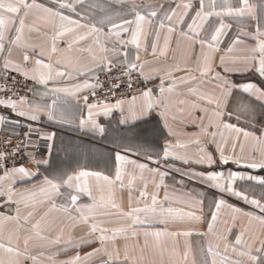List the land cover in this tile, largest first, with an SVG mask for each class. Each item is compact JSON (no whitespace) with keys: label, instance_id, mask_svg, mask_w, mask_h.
Here are the masks:
<instances>
[{"label":"crops","instance_id":"1","mask_svg":"<svg viewBox=\"0 0 264 264\" xmlns=\"http://www.w3.org/2000/svg\"><path fill=\"white\" fill-rule=\"evenodd\" d=\"M36 2L60 11L86 27L57 36L65 27L74 26L62 23L58 17L33 10L25 18L22 44L10 43L20 26L18 18L10 23L3 41L0 68L4 67L6 60H11L27 71L29 78L37 76L33 79L37 86L28 103L13 100L18 111H32V106L37 103L51 104L58 95V105L66 122L48 121L44 113L40 114L38 121L17 114L16 120L7 126L9 131L30 126L39 129L41 136L54 135L51 140L46 139L50 148L39 159L8 169L0 168V177H4L0 180V243L24 253L16 256L0 249V259L5 264H64L79 256L77 264H105L111 255V264H125L127 255V264H212L213 259L216 264H234L236 261L252 264L250 254L260 256L258 264H264V253L256 251L264 241V223L261 221L264 211L235 195L221 192L199 175L222 172L227 178L229 173H236L238 178L232 182L234 190L242 191L249 200L255 199L264 205V184L259 183L264 179V167L248 166L253 162H264V143L256 139L264 137V101L238 88L233 89L231 96H226L219 86L221 80L214 78L219 73L236 85L252 82L264 89V77L252 67L253 64L259 66L258 59L251 60L254 55L259 57V53H253L251 49L256 47L257 40H264V36L253 38L257 27L264 32V0H249L255 8V19L248 14L243 18L225 17L224 23L231 27L225 29L216 50L211 52L206 45L203 48L199 44L194 45L180 35L188 30V24L199 9V0ZM60 3L72 4L73 8H60ZM185 3L191 5L187 15L184 14ZM134 6L144 15L153 10L157 12V16L151 18L152 23L144 27L139 38V50L134 44L122 46L118 43V40H131L134 24L126 25L129 31L122 32L119 38L109 35L113 24L134 20ZM234 6H239L235 0ZM171 9L176 10L171 21L175 31L168 33L167 26L159 28V22ZM168 23L165 21L166 25ZM218 23L217 18H210L199 39L208 38L209 25L218 26ZM93 25L101 31L92 33ZM53 37H56L55 41ZM97 37L99 44L95 42ZM237 38L240 43L233 44ZM53 43L57 49L55 52ZM153 44L156 45L154 53ZM230 46L233 50L228 52ZM102 47L108 51H102ZM125 52L129 62L144 65L141 77L147 82V87L120 100L119 107L115 106L117 102L95 104L89 117V109L82 107L81 97L93 89L94 75L101 70L98 67L101 58L107 56L113 60V65L103 66V69H108L115 64H124ZM25 54L29 56L27 62L23 59ZM137 55L138 61L135 59ZM205 56H209L207 71ZM221 57L224 58L223 64ZM37 59L52 66V79L46 85L39 83V76H47L49 69L37 68ZM226 68L229 71H225ZM137 70L140 73V69ZM58 71L65 72V75L57 76ZM16 72L22 74L21 71ZM161 78L165 88L163 95L159 91ZM85 81L93 87L75 92L76 85ZM170 86L173 87L171 93L167 91ZM54 88L68 89V92L54 94L51 92ZM148 89L152 90L153 106L145 111L146 101L142 93ZM73 92L74 95L71 94ZM157 100H162L163 104L155 103ZM217 103L224 113L221 117L214 115ZM133 113L135 119L132 118ZM81 120L85 121L83 126ZM121 120L125 122L121 123ZM92 121L104 132L94 129ZM223 123H231L251 135L245 138L243 132H230L222 127ZM3 126L4 123L0 124V128ZM213 132L217 133L215 137L211 135ZM165 147L169 148L167 157L164 156ZM221 149L225 157H230L226 164L221 162ZM117 153L136 162L122 165L120 181L115 179ZM207 154L215 161L212 165L198 162ZM139 164L147 167L141 170L137 167ZM19 167L27 169L30 175L12 171ZM151 169L158 171L154 173ZM81 171L98 173L99 176L82 177L80 188L75 186V181L72 188L62 185L59 194L44 182L45 177L60 182L62 178ZM159 173H165L163 184ZM105 176L113 183L105 181ZM220 183L226 184L227 180L222 179ZM141 192L145 195L141 196ZM71 195L78 197L74 205ZM153 196L156 197L155 205L152 204ZM221 199L224 203L217 209L216 204ZM64 207L69 211H63ZM132 208L146 211L133 213L132 217L125 215ZM84 217H87L86 221ZM136 217L141 222L129 227ZM93 224L97 231L89 235ZM120 228L127 231L118 234L114 241L107 240L102 244L98 239L100 235L111 237L113 231ZM104 229L108 231H102ZM154 232L164 235H145ZM241 233L243 243L236 245L235 240ZM58 239L59 243L56 242ZM209 245L217 255L208 253ZM95 249L100 251L95 252ZM249 249V254H239L248 253ZM88 253L93 254L88 256Z\"/></svg>","mask_w":264,"mask_h":264},{"label":"snow or ice","instance_id":"2","mask_svg":"<svg viewBox=\"0 0 264 264\" xmlns=\"http://www.w3.org/2000/svg\"><path fill=\"white\" fill-rule=\"evenodd\" d=\"M200 2V6L199 9L196 11L195 16L192 18V22L190 24H188V30L187 31H182L180 33L181 37L184 38L185 40H190L193 42V44H199L202 48L206 45L208 47V49L211 51H215L216 50V44L220 41L221 36L225 33V29H229L231 27V25L229 24H225L224 23V18L225 17H235V18H243L245 16V14H248L250 17H252L253 19H255V8L253 5L249 4V0H235V2H237L239 4V6H234V0H208V4H205V0H199ZM60 8H73L72 4L69 3H60L59 5ZM162 7V6H161ZM179 7V5L177 6ZM191 7L190 4L185 3L184 4V8H185V15H187V10ZM33 10H38V11H42L43 13H47L52 17H58L59 20L63 23V22H67V24L72 25L74 27H65L63 31H60L57 33V36H63L66 32H71L73 31L75 28H83L86 27V25L81 24L79 21L77 20H72L70 19L68 16L63 15L60 11H55L51 8H47L44 7L42 4H39L36 2V0H32L31 3L28 2V0H0V51L3 50L4 48V44L3 41L5 40V36L6 33L9 31V27H10V23L12 21H14L15 19H19V28L16 29L17 35L15 36V38L13 40L10 41V43L12 44H16V45H21L22 44V38H23V30H24V22H25V18L33 12ZM74 10V9H73ZM133 11L135 13V18L134 20H124L122 24H113L112 25V29L109 30V35H114L115 37L119 38L121 36L122 32H128L129 28L126 27V25H135V28L132 29V38L130 41H124V40H118V43L120 45H126L128 43L134 44L137 48V50H139L140 48V43H139V38L141 36V34L144 32V27L146 24H151L152 17H156L157 16V12L155 10L149 12L147 15L141 14L139 11H136L135 6L133 7ZM22 15H17V14H21ZM176 10L175 9H171L170 13H165L164 18L159 22V28L163 29L167 26V30L168 33H172L175 31V26L171 24L172 21V17L175 15ZM5 14H13L12 16H6ZM215 17L217 18V20L219 21L218 26L215 24L209 25V32L210 35L208 38L205 39H199L200 37V33L201 31L205 28V25L208 24L210 18ZM110 19V18H109ZM165 21L169 22L167 25L165 24ZM181 23H183V18H181ZM115 30V31H113ZM90 31L92 33H98L101 30L98 29L95 25H93L90 29ZM260 36H264V32L260 31L259 27H257L256 30V34L253 38H258ZM156 37L157 39L159 38V31L156 32ZM85 37H80V39H84ZM56 37H53V40L55 41ZM96 43H100L99 37H97ZM236 43H240L239 38H237L236 40L233 41V44ZM71 44L68 45L69 48H71ZM52 50L55 52L56 46L55 43H53V48ZM90 50V49H89ZM104 52H107L108 49L106 47H102L101 49ZM152 50L153 53L156 50V45L153 44L152 45ZM233 49L230 46L227 51L231 52ZM113 51H115V49H113ZM251 52L253 53H259V57H256L255 55L251 57V60L255 61L258 59V67L253 64L252 67L255 69V71L259 74V76L264 77V40H257V45L256 47L251 49ZM124 56V60L122 61V63H124L125 65V70H124V75H127L129 77V81L131 80V73L135 70H137L138 68L140 69V75L143 76V64H137L135 62H129L127 60V53H123ZM24 61L27 62L29 60V56L27 54L24 55L23 57ZM137 61L139 60V56L137 55L135 58ZM247 62V60H246ZM209 63V56H205V71H207V66ZM224 63V58L221 57V64ZM35 64L37 66V68L43 67V68H47L49 69L48 75L45 76L43 74H41L39 76V83L41 84H47L48 80L52 79V75H51V65L50 64H44L40 59H37L35 61ZM105 65H113V60L109 59L107 56L102 57L98 67H101V70H103V66ZM9 67H11L13 70L15 71H21L22 74L25 77H28V72L27 71H23L19 65H15L13 64V62L11 60H6L4 63V68L8 69ZM108 71H111V68L109 67L107 69ZM35 71V70H34ZM225 71H229V69H225ZM203 74V73H202ZM57 76H64L65 72H61L58 71L56 72ZM215 79H220L221 80V84L219 85L223 91L224 94L226 96H231L233 89H239L241 90L243 93H247V94H251L252 96H254L257 100H261L264 101V89H261L260 87H258L255 83L252 82H245L239 85H236L234 83H232L231 81L227 80L224 77H221L219 75V73H217L214 77ZM32 79H37L36 75L32 76ZM183 82H187L186 79L183 80ZM164 83L163 78H161V87L159 89L161 95H163V93L165 92V88L162 86ZM119 85H115L114 87H118ZM129 86H131V84L129 83ZM89 87H93V85H90L87 81H85L83 84H79L76 85L75 87V92H79L80 89L82 88H89ZM167 91L169 93L173 92V87L170 86ZM192 91H195V89H192ZM51 92L54 94L57 93H66L68 92V89H64V88H54L51 89ZM75 92L71 93L72 95L75 94ZM47 93H44V95H46ZM152 96V90L148 89L145 90L142 93V97L143 99L146 101V105H145V111L147 109H151L153 106V101L151 99ZM60 99V97L57 95L55 99L52 100L51 104H34L32 106L33 110L32 111H24V110H19L17 112V114L19 116H25L30 120L33 121H38L40 119V114L44 113L47 116V120L48 121H56V122H60V123H64L66 122L64 119V112L61 110V108L58 105V100ZM87 96L84 97V101L85 103H87ZM133 100H135V97H133ZM21 104L24 103H28L27 98L26 97H21L20 101ZM212 101H209V103H211ZM122 103V101H117V104L115 105L116 107H119V105ZM155 103L157 104H163L162 100H157L155 101ZM0 105H4L5 107H9L11 109H13L14 111H16L17 109V105L16 102H14L13 100L9 99H0ZM88 109H89V117H91L92 113H91V109L95 108L96 105L95 104H88L87 105ZM217 111L214 112V115L216 117H221L224 113L222 110H220V105L219 103H217L216 105ZM243 111H247V109H241ZM105 115H107V112H105ZM161 115L164 116V113L161 112ZM229 115H231V113H229ZM59 118V119H58ZM132 118L135 119V114H132ZM5 117L0 115V124L5 122ZM124 120H121V123H124ZM85 123L84 120L80 121L81 126H83ZM92 127L94 129H98L101 133L104 132V129L102 127H100V125L96 124L95 121H92ZM165 127H168L167 123H165ZM222 127L224 129H227L230 132H235L237 134L243 132V135L245 138L249 137L251 135V133L244 131L243 129L236 127L235 125L231 124V123H223ZM32 131L31 127L29 126V133ZM26 135H28L26 133ZM53 135H46V136H42L41 139H47V140H51L53 138ZM211 135L213 137H215L217 135V133L213 132L211 133ZM222 135V133H221ZM259 142L264 143V137H257L256 138ZM50 148V145H49ZM169 148L165 147L164 149V156L167 157L169 155ZM220 156H221V162L222 163H228V160L230 159V157H225L223 154V150H220ZM2 155H0V159H2ZM178 159H183V157H178ZM116 161L118 162V166L116 169V181H120L121 180V175H122V165L123 164H127V163H131V164H136L135 161H131L128 160L124 155H121L120 153L116 154ZM44 163H47V161H43ZM185 162L187 163L188 161L185 160ZM200 163H207L208 165H212L213 163H215V161L213 160L212 156L210 154H207L206 156L201 157L200 161H198ZM238 162V161H237ZM39 163V162H38ZM249 167L252 168H258V167H264V162L261 163H251L250 165H248ZM137 167H139L141 170L145 169L147 166L145 164H139L137 165ZM13 172L19 173L23 176H28L30 175V173L28 172L27 169H25L24 167H19V168H14L12 169ZM152 172H157V169H151ZM8 173H5V176H7ZM89 175H95V176H99L98 173H90L87 171H81L76 175H68L66 179H61L60 182H56L52 179H49L48 177L44 178V182L49 185L51 187V189L53 190V192L55 194H59L60 192V188L62 185L67 186L68 188H72L73 187V182H76V187L80 188V181L82 177H87ZM160 175V183L163 184V178L165 173H159ZM201 179L207 181V182H211V186L215 187L217 189H219L221 192H227L231 195H235L243 200H245L248 203L251 204H255L259 207H261V210L264 211V205H260L259 201L253 199V200H249L248 196L245 195L242 191H236L234 190L233 187V181H235L238 177L236 173H229L228 177L225 178L224 174L222 172H210L207 174L204 173H200L199 174ZM4 177H0V180H2ZM240 179H243V177H239ZM103 179L105 181H107L109 184L113 183L112 181L108 180V177H103ZM222 179H226L227 183H220V181ZM248 179H254L253 177H248ZM259 183L264 184V179L259 180ZM160 185H157V187H159ZM84 190V189H81ZM141 196H144L145 193L141 192L140 193ZM78 197L76 195H71L70 196V200L71 203L74 205L77 201ZM224 203V201L221 199L220 201L217 202L216 204V208L219 209V207ZM152 204L155 205L156 204V197L153 196L152 197ZM113 207H116V205H113ZM63 211L68 212L69 208L68 207H64ZM77 211H79V209H77ZM141 211H146V209H140V208H132L131 211H129L128 213H126L125 215H127L128 217H132L133 213H139ZM234 211L239 212L240 209H234ZM191 215V214H188ZM196 219H199L198 217H195ZM11 219V218H9ZM85 221L87 220V217H84ZM213 221L216 220V216L215 214H213L212 217ZM262 223H264V218H261ZM141 221L139 220L138 217L133 218L132 219V225H130L129 227L134 226L137 223H140ZM212 230V225H209V231ZM97 231V226L95 224H93L91 226L90 229V233L89 235L95 233ZM102 231H108L107 229H104ZM127 231V229L125 228H120V229H116L113 231V234L111 237L109 236H105V235H100L98 237V239L100 240V242L103 244L105 241L107 240H115L116 236L120 233H123ZM133 235H136L135 232L132 233ZM145 235H154L156 237H160L161 235H164V233L161 232H154V233H145ZM184 235H189V233H184ZM242 236L243 233H241L240 236H237L236 240H235V244L236 245H241L243 243L242 240ZM43 239V237H41ZM57 243H59V239L56 241ZM86 242H90V241H86ZM28 241L25 240V244H27ZM0 249H4L5 251H7L8 253H14L16 256H20L23 255L24 253H21L18 249H14L12 247H7L5 244L0 243ZM236 249L233 248V251H235ZM95 252L100 251V249H95ZM208 253L210 255H217V253L214 252L213 248L211 245H209L208 249H207ZM250 249L248 250V253L245 252H240V255H245V254H249L250 253ZM256 251L258 253H264V241H261V247L256 249ZM93 253H88V256H91ZM33 260H35V257H32ZM80 257L77 256L75 257L73 260L70 261H66L64 262V264H77V261H79ZM112 256L109 255V260L105 262V264H111L112 261ZM127 255H125V264H127ZM249 259L252 262V264H258V262L261 260L260 256H256V255H250L249 254ZM0 264H5V261L3 259H0ZM212 264H216L215 259H213ZM234 264H240V262L236 261L234 262Z\"/></svg>","mask_w":264,"mask_h":264},{"label":"built area","instance_id":"3","mask_svg":"<svg viewBox=\"0 0 264 264\" xmlns=\"http://www.w3.org/2000/svg\"><path fill=\"white\" fill-rule=\"evenodd\" d=\"M125 65L115 64L111 71L103 69L94 75L95 85L93 89L85 92L81 97L82 107L88 104H101L117 102L131 97L147 87V82L142 79L138 70L131 73V80L124 75ZM129 83L131 86H129ZM119 85L118 87H114ZM37 83L13 69L0 68V99L16 100L33 97ZM87 96V103L84 97ZM17 112L9 107L0 105V115L4 116V126L0 128V168L8 169L16 165L25 164L42 157L49 149L46 139H41L39 129L29 126L20 127L18 130L9 131L7 126L16 120ZM21 126V125H20ZM26 133L28 135H26Z\"/></svg>","mask_w":264,"mask_h":264}]
</instances>
